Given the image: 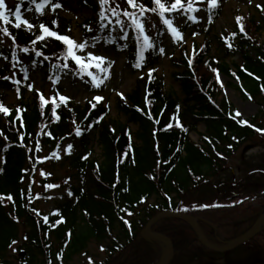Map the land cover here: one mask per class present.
Segmentation results:
<instances>
[{
  "label": "trees",
  "instance_id": "1",
  "mask_svg": "<svg viewBox=\"0 0 264 264\" xmlns=\"http://www.w3.org/2000/svg\"><path fill=\"white\" fill-rule=\"evenodd\" d=\"M142 2L155 7L153 0ZM191 2L195 7L196 0ZM80 4L98 15L94 0H80ZM116 4L121 10H133L127 0H113L111 6ZM187 4L184 0L185 8ZM204 10L212 22L222 16L219 8ZM50 13L42 16L41 24L59 35L68 32L69 23L56 11ZM173 15L191 16H181L180 12ZM53 20L57 26H53ZM95 21L99 19L84 23L86 40L98 36ZM10 30L19 45L35 47L44 54L24 55L26 68L36 63L49 78H58L64 69H70L89 80L66 60L65 47L54 37L46 36L33 44L39 33L13 27ZM260 30L253 19L245 20L234 34L225 36L231 46L225 48L221 40L214 39L197 48L193 58L186 56L179 62L184 71L176 79L185 96L183 101L165 92L162 78L155 72L138 81L132 95L118 103L128 123L139 127L137 135L129 125L109 123L107 108L102 104L93 109L91 105L79 108L60 103L42 110L35 99L32 107L21 108L20 115L0 113V264H73L76 257L87 258L94 243L104 260L93 264H157L158 244L147 242L142 231L163 212L194 218L207 239L218 245L248 232L264 213V159L258 163L259 159L244 158L243 166L237 168L231 163L241 150L251 149V144L264 147V134L256 130L263 125L256 123L257 118L246 121L237 117L226 101L219 103L217 74L236 81L235 88L244 99L264 112V45L257 36ZM120 37L117 46L127 52L133 72L156 65L159 36L149 37L154 48L145 50L143 59L134 30L130 29L126 43ZM215 46H219L217 55L213 53ZM234 54L242 56V67L232 69L226 63ZM5 72L0 71V79ZM0 86L9 88L3 80ZM102 90L100 84L97 91ZM199 124L206 128L200 135L201 144L190 138ZM96 134L103 151L102 164L90 159L89 145ZM64 166L73 171L66 192L59 196L55 208L42 213L36 200L46 201L54 189L63 188L55 172ZM237 172H243V176ZM154 231L172 242L175 255L171 264H191L205 254L227 259L237 250L224 254L206 250L192 227L176 219L159 222ZM248 246L256 249L249 250L243 264H264V232L238 250Z\"/></svg>",
  "mask_w": 264,
  "mask_h": 264
},
{
  "label": "rangeland",
  "instance_id": "2",
  "mask_svg": "<svg viewBox=\"0 0 264 264\" xmlns=\"http://www.w3.org/2000/svg\"><path fill=\"white\" fill-rule=\"evenodd\" d=\"M79 0H60L61 7L59 10V14L63 19L71 22V37L74 41L80 43L82 42V31L80 29L81 24L85 19L91 18L93 13L87 9L79 6ZM9 6H14L15 0H6ZM257 4L260 7H257ZM22 18H26L29 22L31 21V15L22 11ZM149 18V26L151 27V32L155 35L159 24L157 23L156 17L148 16ZM198 18L201 19L203 24L204 18L203 15H199ZM243 18V19H241ZM253 19L256 23H259L262 29L258 33L259 42L264 45V0H252L249 3V0H225L223 3V15L214 27L210 30V34H206L202 27L197 28L194 32H186L181 35L180 39L175 38V34L167 32L164 35L163 42L166 47V52L162 56L159 64L157 65L158 73L162 77L165 91L166 93L174 94L175 97L182 101L184 100V94L181 89V85L176 80V75L183 72V68L176 66L177 62L184 58L185 52L187 54H191L194 45L201 46L207 36L210 38L214 37L217 41L221 40L225 37V35L233 33L236 30L238 24L242 23L244 20ZM155 24V27L152 25ZM23 25V24H22ZM182 22H174V26L178 27L179 32L181 33ZM27 27L26 25H23ZM194 33L196 35H194ZM182 34V33H181ZM212 40V39H211ZM0 41L2 39L0 38ZM213 41V40H212ZM214 42V41H213ZM218 44V42H216ZM219 47V46H218ZM217 46L214 47V52L217 55ZM102 56L103 59L100 61L94 60L93 56ZM252 55L255 57L256 52H253ZM80 57V61L86 67H90L92 64L97 65L98 63L108 64L111 62V68H108V90L104 93L102 99L98 101H103L104 105L109 109L108 120L110 123L116 125H126L128 123V119L122 115L117 107V102L119 99L131 95L135 90L136 82L141 75L132 74L126 68V55L124 53L117 51L112 47L110 43H105L104 41L95 46V48H90L86 51H82L80 54H77ZM177 61V62H176ZM97 62V63H96ZM226 63L230 67H240L244 65V60L241 55L236 54L235 56L230 57ZM2 62L0 61V66ZM32 78L35 81V88L39 91L44 90L47 94H50L49 87L42 86L41 73L37 72L35 68L32 70ZM218 82L220 84L221 94L219 95V102L221 100L227 101V104L232 106L234 111L240 113V117L243 119L251 120L257 117V123H261L264 127V112L261 114V110L259 106L254 103L247 102L243 96L235 89L236 83L233 82L230 78L225 75H221L218 78ZM42 86V87H41ZM60 91H62L61 97L66 98L75 104L76 106L84 107L87 102L92 99V94L88 93L84 90L80 81L74 77H65L61 79L56 85ZM123 94V95H121ZM66 96V97H65ZM29 95L26 96L25 100H27ZM97 100V99H96ZM17 99L14 95L8 96L5 99V103L8 106H13L14 109L15 103ZM31 101V100H30ZM30 101L26 102L30 104ZM261 114V115H260ZM131 132L134 135L138 133V127L131 124L130 125ZM206 132V128L204 124H199L196 128V131L191 133L190 137L192 141L198 143L199 136ZM251 149L241 150L238 156L233 160L231 165L237 168L239 165L243 166V159L252 160L259 159L256 162L260 163L263 161L264 156L261 153L264 152V147H257L249 145ZM91 150L93 151V155H91L92 160H101L102 151L101 148L98 147L96 142L91 145ZM247 151V153H245ZM73 174V171L68 166L60 167L56 172V176L58 177V184L62 185L63 188L55 189L52 192L53 198H49L47 201H40L38 205V209L42 210L44 213L49 212L54 207L57 206V202L60 201L59 195L65 194L66 192V184L70 180V176ZM238 176H243L239 172H237ZM66 187V189H65ZM65 189V190H64ZM255 250L256 247L248 246L247 248L243 247V249L236 250L233 255L229 256L227 259L223 256L218 255H209L205 254V258L194 261L191 264H230L231 262H235V264H243L245 263L246 256L249 253V250ZM14 252V251H13ZM164 257V248L163 245L159 244V261L157 264H160ZM104 260V255L100 251L97 244H91L89 248V255L87 258L85 257H76L73 264H93V262H100Z\"/></svg>",
  "mask_w": 264,
  "mask_h": 264
},
{
  "label": "snow or ice",
  "instance_id": "3",
  "mask_svg": "<svg viewBox=\"0 0 264 264\" xmlns=\"http://www.w3.org/2000/svg\"><path fill=\"white\" fill-rule=\"evenodd\" d=\"M99 6L101 11H99L98 16H99V27L108 29L110 26L113 24V20L110 19L114 18L115 19V24L119 26V30L123 35L120 37L121 39H127L128 38V32L126 29H132L136 32V39L137 41L140 42V56L143 59L144 58V52L145 50H150L154 48V42H152L149 38V36L146 33V28H145V19L146 17L142 15V13H149V12H155L162 20V24L164 26H167L168 29L171 30V33L175 34L176 39L181 38V33L178 30V27L174 26V21L178 19L179 17L177 16H171V18H168L165 14L169 13H177L180 12L181 16L187 15L190 12H196L199 11L200 9L194 8L191 0H188L187 7L185 8L184 5V0H172V2H167V0H153V3L155 7L149 8L146 7L142 0L141 2H138V0H127V5L130 7V9H139V11H133V10H121L120 4H116L115 7H112V2L113 0H98ZM198 2H201V0H198ZM252 0H249V3H251ZM24 3V0H21V5ZM29 4H34L35 8L34 10L36 12H39L43 14L42 10L48 6L51 11H55V9L60 8L62 5L59 2V0H40L39 3H36V0H28ZM211 5L213 8L216 7L217 5V0H211ZM257 7H260L259 4H257ZM32 8H29L28 11H32ZM182 10V11H181ZM14 17L16 23L13 25L14 28L19 29L21 25H26L27 28L31 29L34 27L33 24H31L26 18H22V8L20 5L16 6L14 9L9 8L6 4V0H0V21H3L4 25H9L11 23V18ZM122 17L127 18V19H122ZM189 19L193 20V22H196L195 18L193 16H188ZM243 19V18H241ZM53 26H57L56 20L52 21ZM155 27V24L152 25ZM39 27L41 28L43 33H46L50 37H55V39L62 41L64 44L68 45V54L72 56V59L79 64L80 57L77 55H72L73 47H75L78 50H85L88 45V41H83L80 43L74 42L73 38L68 37L66 35H58L56 31H51L48 27H46L44 24H40ZM87 27V26H86ZM87 30L89 32L93 31L91 27H87ZM70 31V29H69ZM0 35L2 36H7L11 37L13 40V44H15V37L12 36V33L10 32V29L8 27H2L0 26ZM194 35H196L194 33ZM247 35V33H245ZM250 38V37H249ZM45 39L44 35H40L37 37L36 41H33V44L37 43V41H43ZM3 41H0L2 43ZM231 46V45H229ZM17 47H19L17 45ZM91 47H95V45H92ZM23 53L28 54L30 52L29 47H23L22 48ZM31 52L35 53V56L40 57L43 56V52L37 51L35 47L31 49ZM159 54L163 55L164 54V48L160 47L158 49ZM2 55V53H0ZM13 56L16 55L15 52L12 53ZM4 59H8L7 56L3 57ZM63 59L64 57H60ZM94 60L100 61L103 59L102 56H93L92 57ZM44 59H48L47 56H44ZM19 62V61H18ZM99 67V65H97ZM112 64L111 62L108 64V68H111ZM63 67L67 68V64L63 65ZM139 67V65H137ZM104 71L107 73V69H104ZM156 70L153 69L150 71L148 74L151 76L153 72ZM91 75V73H89ZM107 76H105V79ZM3 79L7 80L9 77L5 76ZM59 78H57L58 80ZM96 77H93V80H95ZM29 90H31V85H28ZM123 95V94H121ZM63 99V97H61ZM95 99L100 100L102 97H96ZM2 107V106H0ZM96 105H93V109H95ZM2 111L6 114H11L9 109L6 107H2ZM19 111V110H17ZM26 111V109H25ZM237 116L240 115L239 112L236 113ZM251 127V125H249ZM167 131V129H165ZM257 131H260V129H257ZM2 134V133H0ZM77 135H82L81 132L77 131ZM23 139V138H21ZM235 139V138H234ZM71 150V145L68 146V151L70 154ZM87 159V157H84ZM0 172H2V169H0ZM51 187V185H49ZM56 187H59V185H56ZM2 199V197H0ZM9 200H11V196L8 197ZM239 203H243V201H239ZM210 205H205V207H209ZM216 207H219L220 205H215ZM184 211H187V209H184ZM70 235V234H69Z\"/></svg>",
  "mask_w": 264,
  "mask_h": 264
},
{
  "label": "water",
  "instance_id": "4",
  "mask_svg": "<svg viewBox=\"0 0 264 264\" xmlns=\"http://www.w3.org/2000/svg\"><path fill=\"white\" fill-rule=\"evenodd\" d=\"M168 218L178 219L190 225L193 228V230L197 233L201 243L208 250L219 252V253H225V252H229V251L236 249L237 247L253 239L256 235H258L261 231L264 230V216H263L257 221L254 227L247 234L232 241L230 244L224 247H218L208 241L203 231L201 230V228L199 227V225L193 218L187 215H184V214L162 213L158 215L157 217H155L153 220H151L142 232V235L147 242H151L152 240H157L164 244L165 254L160 264H170L171 263L173 256H174V248L169 238H167L164 235L155 233L153 229L157 223H159L162 220L168 219Z\"/></svg>",
  "mask_w": 264,
  "mask_h": 264
}]
</instances>
